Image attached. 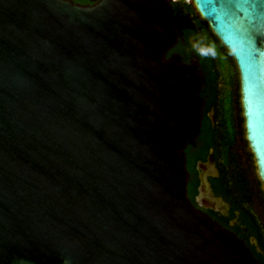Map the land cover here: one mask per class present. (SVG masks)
Wrapping results in <instances>:
<instances>
[{
  "label": "water",
  "instance_id": "obj_1",
  "mask_svg": "<svg viewBox=\"0 0 264 264\" xmlns=\"http://www.w3.org/2000/svg\"><path fill=\"white\" fill-rule=\"evenodd\" d=\"M170 1L0 0V264H258L187 197L202 79L166 56ZM189 2L237 71L264 197V0Z\"/></svg>",
  "mask_w": 264,
  "mask_h": 264
},
{
  "label": "trees",
  "instance_id": "obj_2",
  "mask_svg": "<svg viewBox=\"0 0 264 264\" xmlns=\"http://www.w3.org/2000/svg\"><path fill=\"white\" fill-rule=\"evenodd\" d=\"M172 2L174 17L182 35L179 37L178 44L167 55L177 52L185 62L190 58H197L198 70L203 75L199 95L204 104L199 136L196 138L198 146L195 148L188 145L184 149L186 168L188 171H194L196 161L206 159L209 148H213V156L218 160L219 176L213 181L212 188L215 194L222 196L228 203L229 209L226 217H222L216 211H209V214L213 220L229 229L231 227H229V221L235 219L236 223L231 229L250 248L258 264H264V197L243 138L242 118L238 102L237 71L208 25L198 17L191 3L186 0ZM201 37L204 38L205 45L215 46L217 53L215 57L201 56L193 48V44L199 42ZM222 58L229 61L233 72L232 104L234 112L233 131L231 132L228 130L224 118L225 109L221 90L223 86L221 79L224 76L221 69ZM211 108L214 109L216 128L207 114ZM187 195L193 198L192 191L189 189H187ZM251 237L255 239L256 243L250 242Z\"/></svg>",
  "mask_w": 264,
  "mask_h": 264
},
{
  "label": "flooded vegetation",
  "instance_id": "obj_3",
  "mask_svg": "<svg viewBox=\"0 0 264 264\" xmlns=\"http://www.w3.org/2000/svg\"><path fill=\"white\" fill-rule=\"evenodd\" d=\"M71 1H73L74 3H76V4H80V5H94V4H96V3H98L100 0H71ZM172 1H174V0H171L170 1V3H171V5H172V9H173V11H174V8H173V2ZM182 35V34H181ZM180 35V36H181ZM179 36V37H180ZM179 37H178V39H177V41H176V43L167 51V53L174 47V46H176L177 44H178V42L180 41L179 40ZM181 40H183V38H181ZM167 53H166V56L168 57V56H170L172 53H177V52H172L171 54H169V55H167ZM178 54V53H177ZM194 57V56H193ZM182 59V58H181ZM191 59H193V60H195L196 58L194 57V58H190V60ZM185 62V61H184ZM187 62H189V61H187ZM194 67H195V71H196V73H197V75L199 76V78L200 79H202V80H200V83H201V86H202V83H203V75L202 74H200V72H199V70H198V63H194ZM204 104V103H203ZM203 104H202V107H203ZM210 112H212V114H213V121H211L212 123H214V127H215V122H214V109L213 108H211L210 110H208V112H207V114H208V116H209V113ZM201 113H202V109H201ZM202 116V115H201ZM210 118V117H209ZM216 128V127H215ZM198 136H199V133H198V135H197V137L196 138H198ZM194 139V143L193 144H188V145H191V146H193V147H195L196 148V146H198V143H197V139ZM187 145V146H188ZM186 146V147H187ZM185 147V148H186ZM208 152H209V154H208V156H207V158L206 159H204V160H197L196 161V164H195V167H194V171H188L187 170V168H186V170H187V183H186V192H187V189H189V191H192V195H193V198H191V197H189L188 195H187V197L189 198V200L191 201V203L196 207V208H198V209H200L201 211H203V212H205L206 214H208L209 216H210V214H209V211H215V210H213V209H210V208H208V207H204V206H202L200 203L201 202H199L198 200H197V197L199 196V190H198V188H199V186H200V183H201V178L203 177L204 179H205V181H206V183L208 184V188H209V190H210V193H211V197L212 198H216V199H218L219 201H221L224 205H225V207H226V209H223V210H221V211H216V212H218L222 217H226L227 216V214H228V209H229V206H228V203L223 199V197L222 196H220V195H217V194H215V192L213 191V188H212V183H213V181L216 179V178H218V176H219V173H218V160H217V158L215 159V157L213 156V148H209V150H208ZM186 156V155H185ZM201 164L203 165V167H201ZM202 176V177H201ZM194 191H196V192H194ZM205 203H208L207 201H205V200H203ZM220 216V217H221ZM211 217V216H210ZM212 218V217H211ZM217 222V221H216ZM235 223H236V220L235 219H231L230 221H229V227L231 226H233V225H235ZM221 225V224H220ZM231 227H230V229L229 228H227V227H224V228H226V229H228V230H230V231H232L233 233H235L232 229H231ZM236 234V233H235ZM237 235V234H236ZM251 239H254L253 237H251L250 238V242H252L251 241ZM252 243H256V242H252Z\"/></svg>",
  "mask_w": 264,
  "mask_h": 264
},
{
  "label": "rangeland",
  "instance_id": "obj_4",
  "mask_svg": "<svg viewBox=\"0 0 264 264\" xmlns=\"http://www.w3.org/2000/svg\"><path fill=\"white\" fill-rule=\"evenodd\" d=\"M187 1V0H186ZM221 69L223 71V78L221 81L222 83V100L224 104V109H225V121L226 124L228 125V130L231 132L233 131V104H232V81H233V72L231 68V64L226 58H222L221 60Z\"/></svg>",
  "mask_w": 264,
  "mask_h": 264
},
{
  "label": "clouds",
  "instance_id": "obj_5",
  "mask_svg": "<svg viewBox=\"0 0 264 264\" xmlns=\"http://www.w3.org/2000/svg\"><path fill=\"white\" fill-rule=\"evenodd\" d=\"M204 38L201 37L199 42L193 44V48L197 51V53L201 56H216L215 46L214 45H205L203 43Z\"/></svg>",
  "mask_w": 264,
  "mask_h": 264
},
{
  "label": "built area",
  "instance_id": "obj_6",
  "mask_svg": "<svg viewBox=\"0 0 264 264\" xmlns=\"http://www.w3.org/2000/svg\"><path fill=\"white\" fill-rule=\"evenodd\" d=\"M187 1H189V0H187Z\"/></svg>",
  "mask_w": 264,
  "mask_h": 264
}]
</instances>
